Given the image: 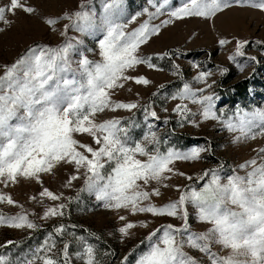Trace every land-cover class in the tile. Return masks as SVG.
I'll use <instances>...</instances> for the list:
<instances>
[{"label": "snow or ice", "instance_id": "snow-or-ice-1", "mask_svg": "<svg viewBox=\"0 0 264 264\" xmlns=\"http://www.w3.org/2000/svg\"><path fill=\"white\" fill-rule=\"evenodd\" d=\"M233 3L264 12V0H181L175 7L169 0H148L149 7L134 14L124 0H99V8L96 0H80L75 10L41 14L42 23L59 31L61 41L56 45L33 43L13 62L0 65V203L20 208L15 214L0 212V226L27 229L31 237L41 228L37 219L47 223L70 216L71 205L80 206L87 194L115 214L119 225L114 231L121 241L136 228H149L152 221L148 217L180 221L151 228L141 241L144 247L134 245L119 264H264V146L253 149V155L230 174L220 164L203 169L194 180L176 162L203 159L202 154L211 155V146L178 148L163 139L156 129L160 123L167 126L171 116L161 117L156 105L158 98L178 101L171 108L177 127L216 121L221 131L230 134L232 144L264 139V108L237 106L232 113L217 110L219 97L213 91L217 81L209 80L212 69L192 63L197 72L185 80L172 59L178 50L143 51L173 20L211 19ZM18 13L35 15L38 9L30 0H3L0 32L12 28ZM160 16L165 18L154 22ZM61 21L67 23L58 28ZM70 31L90 37L93 46L69 35ZM228 42L218 40L220 46ZM249 43L236 39L234 52L228 56L240 71L245 65L237 57L245 55L243 49ZM165 57L171 60L172 74L181 80L179 87L162 93L164 85H158L145 103H140L138 92L136 99L119 98L125 90L133 93L134 85H150L152 81L139 68L162 70L158 62ZM215 70L221 76L228 72L219 65ZM189 104L196 105V110ZM119 111L132 115H114ZM160 112L169 109L162 103ZM138 114L142 119H137ZM58 173L64 177L59 189L44 186V176ZM174 177H183L187 183H172ZM21 180L40 186L28 199L42 213H30L4 191ZM75 181L82 182L75 195H65L61 189L73 188ZM169 188L177 193L175 198L155 202L162 189ZM139 215L145 218L130 219ZM193 220L204 225L203 230H193ZM76 228L75 224L53 223L41 242L23 251L19 248L22 242L7 240L0 245V264H101L97 245L78 235ZM90 236L99 240L95 233ZM9 246L18 254H4ZM186 247L200 256L190 255ZM104 255L115 258L116 253L109 249Z\"/></svg>", "mask_w": 264, "mask_h": 264}, {"label": "rangeland", "instance_id": "rangeland-1", "mask_svg": "<svg viewBox=\"0 0 264 264\" xmlns=\"http://www.w3.org/2000/svg\"><path fill=\"white\" fill-rule=\"evenodd\" d=\"M3 0H0L2 3ZM181 0H169L171 6H179ZM38 9V14L25 15L18 13L14 17L15 23L12 28L6 32H0V65L11 63L22 53L26 47L33 43H45L56 45L61 41L59 31H52L48 28L40 18L42 15H59L66 10H75L80 0H30ZM125 7L134 14L144 7H149L148 0H124ZM96 7L99 8V0H96ZM140 17L139 19H143ZM160 16L154 22L164 19ZM67 21H61L57 26L61 28ZM133 22L129 27L135 26ZM69 35L79 36L89 47L92 45L90 37L82 36L79 33L69 32ZM226 38L229 42L220 46L218 40ZM236 39H247L250 41L243 49L245 55L237 57V60L244 64L242 71L238 70L236 64L228 59V56L234 52ZM254 41H261V44H255ZM167 50H178L179 54L172 57L180 66L183 72V79L191 80L196 74L197 69L192 67V63H198L203 67L213 70L209 80H215L217 83L213 86V91L218 95L215 101L217 110L224 109L232 113L237 106L245 109L264 108V12L250 7L248 5H236L233 3L230 7L216 14L211 19L199 17H188L181 20H173L171 24L166 25L161 33L151 38L150 43L143 46L146 54H154ZM90 58H91V54ZM255 56V61H249L247 57ZM159 67L162 70H153L141 66L139 72L147 76L152 83L148 86H133V93L129 94L126 90L119 94L121 99H136L135 93L140 95V103H145L154 92L158 85H164L162 93H170L180 86L179 77L170 71L171 60L165 57L160 60ZM222 66L228 69V72L221 76L216 72V66ZM3 69L0 68V72ZM193 87H202L199 84H193ZM178 101L168 100L161 101L157 99L156 110L161 117L164 115L171 116V122L165 126L160 123L156 129L157 133L163 138L171 142L178 148H187L194 145H203L212 148L211 155L204 153L203 159L191 162H176V167L188 175L195 177L203 169L224 165V172L230 174V170L237 164L253 155V149L264 146V139L257 138L247 143L232 144L230 142V134L225 130L221 131V126L216 121H206L200 123L199 126L185 124L183 127L176 126L175 115L171 113V108ZM163 103L169 109L168 113L160 112V105ZM193 111L196 105L189 104ZM108 115H113L109 113ZM114 115L130 116L132 113L127 111H119ZM137 119H142L140 114ZM198 119V118H197ZM138 131V130H137ZM63 174L58 173L55 176H44V186L50 190L59 189V185L63 179ZM81 181H75L74 187L71 189H61L65 195H75V188L79 187ZM172 183L184 184L187 181L183 177H174ZM40 190V186L35 183H27L23 180L15 186H10L4 191L11 194L12 198L19 204L23 205L30 213H42L39 205L29 201L28 197L35 195ZM177 193L174 189H162V196L154 198L155 202L162 203L169 198H175ZM20 208L14 205L0 203V212L4 214H15ZM37 219L36 216L32 217ZM143 215L130 217V219H143ZM152 221L149 228H136L133 235L126 238L125 241L119 239V234L115 233V228L119 222L113 212L99 207L94 197L89 198L85 194L82 198V204L77 206L75 203L71 205L70 216L64 218H53L47 223L37 219L43 229L41 234L32 233L29 237V230H16L4 226H0V245L7 240L20 241L21 251L26 250L29 246H33L41 242L46 230H50L53 223L63 222L65 224L77 225L76 232L78 235L86 236L90 242L97 245L98 258L101 264H119L124 254L128 253L134 245H140L142 249L144 244L141 241L147 236L151 228L156 227L160 223L172 222L179 224L180 221L171 220L170 218H151ZM193 230H203L204 225L192 221ZM79 228L87 229L89 233H95L99 237L103 245H100L95 238L79 230ZM65 239L72 238L66 236ZM61 247V245H57ZM109 249L116 253L115 258L105 256L104 253ZM73 250L75 244L73 242ZM216 250V248H214ZM4 254L9 252L18 254L17 249L9 246L4 249ZM190 255L200 256L196 250L185 248ZM138 254V253H137ZM223 254V253H221ZM130 257V259H134ZM75 264H82L81 261H75Z\"/></svg>", "mask_w": 264, "mask_h": 264}, {"label": "trees", "instance_id": "trees-1", "mask_svg": "<svg viewBox=\"0 0 264 264\" xmlns=\"http://www.w3.org/2000/svg\"><path fill=\"white\" fill-rule=\"evenodd\" d=\"M79 230L80 231H82V232H85L84 231V229H82V228H79ZM42 231H43V229L42 228H40V230L39 231H36V232H34L35 234H41L42 233ZM86 234H90L89 232H85ZM94 238V237H93ZM97 242H99V244L100 245H103V243L101 242V240L99 239V240H96Z\"/></svg>", "mask_w": 264, "mask_h": 264}]
</instances>
